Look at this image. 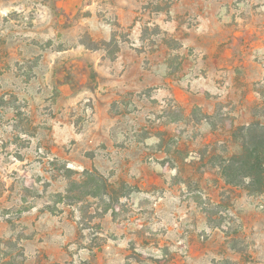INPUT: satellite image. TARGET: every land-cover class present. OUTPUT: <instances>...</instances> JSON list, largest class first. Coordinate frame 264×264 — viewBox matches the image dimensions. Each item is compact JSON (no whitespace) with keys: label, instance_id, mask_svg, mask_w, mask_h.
I'll return each mask as SVG.
<instances>
[{"label":"rangeland","instance_id":"1","mask_svg":"<svg viewBox=\"0 0 264 264\" xmlns=\"http://www.w3.org/2000/svg\"><path fill=\"white\" fill-rule=\"evenodd\" d=\"M252 122L264 0H0V264H264Z\"/></svg>","mask_w":264,"mask_h":264},{"label":"trees","instance_id":"2","mask_svg":"<svg viewBox=\"0 0 264 264\" xmlns=\"http://www.w3.org/2000/svg\"><path fill=\"white\" fill-rule=\"evenodd\" d=\"M236 131L241 138L238 141L232 140V151L220 158L221 174L227 185L241 188L247 193L261 194L264 192V124L252 122L237 127L233 131L234 137ZM68 172L76 176L68 178L71 185L81 184L84 180H91L96 184L99 182L96 175L86 170L80 173L71 170ZM88 195L94 194L91 192Z\"/></svg>","mask_w":264,"mask_h":264}]
</instances>
